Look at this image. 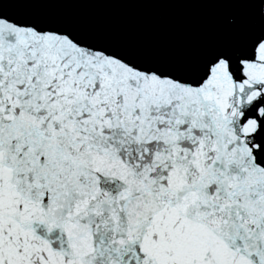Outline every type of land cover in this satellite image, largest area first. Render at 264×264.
Wrapping results in <instances>:
<instances>
[{
    "label": "snow or ice",
    "instance_id": "6c2138e0",
    "mask_svg": "<svg viewBox=\"0 0 264 264\" xmlns=\"http://www.w3.org/2000/svg\"><path fill=\"white\" fill-rule=\"evenodd\" d=\"M239 8L161 51L71 6ZM0 264H264V0H0Z\"/></svg>",
    "mask_w": 264,
    "mask_h": 264
},
{
    "label": "water",
    "instance_id": "95a60500",
    "mask_svg": "<svg viewBox=\"0 0 264 264\" xmlns=\"http://www.w3.org/2000/svg\"><path fill=\"white\" fill-rule=\"evenodd\" d=\"M239 8L189 4H89L71 6L59 18L141 49L190 50L218 36L217 26Z\"/></svg>",
    "mask_w": 264,
    "mask_h": 264
}]
</instances>
